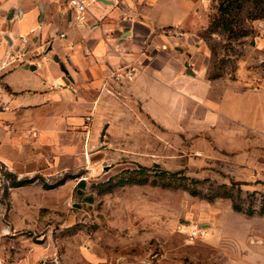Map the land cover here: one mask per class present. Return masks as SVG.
Returning a JSON list of instances; mask_svg holds the SVG:
<instances>
[{"label": "rangeland", "instance_id": "rangeland-1", "mask_svg": "<svg viewBox=\"0 0 264 264\" xmlns=\"http://www.w3.org/2000/svg\"><path fill=\"white\" fill-rule=\"evenodd\" d=\"M192 1L189 27H165L172 42L142 49L180 69L160 116L146 99L125 128L2 147L21 163L0 159V264H264V131L231 123L191 90L207 79L264 89V0L227 15L232 30L220 0ZM195 226L206 235L190 240Z\"/></svg>", "mask_w": 264, "mask_h": 264}, {"label": "crops", "instance_id": "crops-1", "mask_svg": "<svg viewBox=\"0 0 264 264\" xmlns=\"http://www.w3.org/2000/svg\"><path fill=\"white\" fill-rule=\"evenodd\" d=\"M85 1L81 24L71 0H0V159L12 166L21 161L3 157L2 147L25 148L59 132L93 133L117 122L125 128V118L141 110L142 100H151L160 116L163 96L178 97L179 67L147 59L142 49L149 41L172 42L165 27H189L193 1L112 0L113 6ZM21 35L30 38L28 57L5 66ZM129 67L133 76L118 78ZM202 84L201 92L191 90L202 94L208 108L231 123L264 131V89L242 81Z\"/></svg>", "mask_w": 264, "mask_h": 264}, {"label": "built area", "instance_id": "built-area-1", "mask_svg": "<svg viewBox=\"0 0 264 264\" xmlns=\"http://www.w3.org/2000/svg\"><path fill=\"white\" fill-rule=\"evenodd\" d=\"M71 4L73 9L77 13V20L81 23H85V13L88 8V4L85 0H71ZM64 36V34H62ZM30 38L28 35H21L16 42H14L13 48L9 52L6 65L8 66L13 63H17L20 60H23L28 57V46H29ZM42 56V54H39L38 57ZM44 58V56H42ZM135 72V69L133 67H129L126 69V73L124 75H119L118 78H122L124 76H127L128 78H131ZM54 87H58L57 85H54ZM206 235V228L205 227H199L195 226L193 227L189 233L188 237L190 240H195L197 238H202Z\"/></svg>", "mask_w": 264, "mask_h": 264}, {"label": "trees", "instance_id": "trees-1", "mask_svg": "<svg viewBox=\"0 0 264 264\" xmlns=\"http://www.w3.org/2000/svg\"><path fill=\"white\" fill-rule=\"evenodd\" d=\"M247 1H250V0H220L219 7H218V12L220 13L219 18L220 19H224V22H225L224 23V26H225L226 29H231L232 30V28L230 27L231 26L230 25V22L226 18V16L227 15L230 16L231 13L234 12V10L241 8L243 6L244 2H247ZM252 1H254L255 6L260 3V0H252ZM163 172H166V171H163ZM177 173H178L177 171L176 172H171L172 175H175ZM27 181H28V179L14 181V185L15 186L23 185V184H26ZM123 182H124V179L118 181L117 183L110 182V183H107V184H108L109 188L111 189V188H113V187H115L117 185H121ZM144 182H145V179L142 180V183H144ZM193 182H196L197 183L196 180H193ZM185 189L191 190L188 187H185ZM192 193L193 194H196V192L194 191V189L192 190ZM220 194L223 197L224 196H227V193H220ZM234 208L236 210H241V207L238 206L235 203H234Z\"/></svg>", "mask_w": 264, "mask_h": 264}, {"label": "water", "instance_id": "water-1", "mask_svg": "<svg viewBox=\"0 0 264 264\" xmlns=\"http://www.w3.org/2000/svg\"><path fill=\"white\" fill-rule=\"evenodd\" d=\"M100 2H102L103 4H106V5H110V6H113L115 4L114 1L112 0H98ZM189 74H194L192 71H188Z\"/></svg>", "mask_w": 264, "mask_h": 264}]
</instances>
